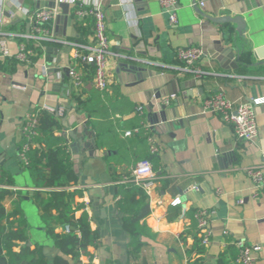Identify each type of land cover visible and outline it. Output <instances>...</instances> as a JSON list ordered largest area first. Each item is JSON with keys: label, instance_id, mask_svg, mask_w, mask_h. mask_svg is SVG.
<instances>
[{"label": "crops", "instance_id": "1", "mask_svg": "<svg viewBox=\"0 0 264 264\" xmlns=\"http://www.w3.org/2000/svg\"><path fill=\"white\" fill-rule=\"evenodd\" d=\"M81 1L92 4L96 0ZM98 1L106 18L108 68L120 94L136 105H144L147 123L156 122L151 129L165 171V187L155 185L151 195H147L150 212L143 222L153 237H141L139 256L130 264H187L181 239L186 237L187 245L192 243L191 220L186 212L199 207L212 210L211 240L205 246L204 264H216L219 252L234 240L260 245L255 254L256 264H264V187L255 195L245 172L249 166H260L264 171V101L255 107L259 132L252 144L238 140L232 126L218 115L201 109L204 97L221 90L235 103L264 99V58L256 52L264 48V0H177L176 25L169 23L158 0ZM56 2L0 0V42L4 40L6 48L3 50L0 45L1 62L17 53L21 43L18 34L30 30L27 12L54 6ZM68 17L61 9L50 24L54 40L37 44L41 52L33 64H21L13 73L0 68V173H6L13 181L0 184L9 190L0 203L11 213L0 219V226L8 222L17 225L24 220L28 240H13L11 249L19 251L24 244L38 248L42 254L38 262L47 264H52L55 256L66 257L71 264L75 262L65 256L47 231L52 228L65 233L63 225L55 220L56 209L43 210L31 175L18 157V149L26 114L37 106L56 107L65 105L64 102L68 103L62 118L64 128L76 127V135L83 140L93 138V133L83 128L87 119L82 120L76 100L69 94L66 73L68 43L89 42L92 27L79 35L75 21ZM207 17H224L228 21L217 24ZM215 28L228 32L221 45L213 39ZM190 45L203 49L199 66L205 73L199 79L183 70L176 58L178 47ZM118 67L134 70H120L117 75ZM150 71L172 75V87H182L166 105L171 117L166 123L158 122L161 111L159 100L149 92L154 82ZM90 86L89 80L84 82L77 93L81 99L88 95ZM68 106L73 109L67 111ZM73 143L71 139L77 187L82 189V195L75 199L82 204L85 199L90 201L92 225L98 232L95 246L90 249L91 264H127L129 235L121 227L115 183L103 157L90 156L86 147ZM175 197L181 199V204L171 205ZM182 209L184 216L179 215ZM175 210H179L178 215ZM80 259L85 262L88 257L81 254Z\"/></svg>", "mask_w": 264, "mask_h": 264}, {"label": "trees", "instance_id": "2", "mask_svg": "<svg viewBox=\"0 0 264 264\" xmlns=\"http://www.w3.org/2000/svg\"><path fill=\"white\" fill-rule=\"evenodd\" d=\"M75 29L79 35H84L87 28L92 27L90 18L75 20ZM36 54L41 52L40 46L28 43ZM37 56V55H36ZM32 57L31 64L36 61ZM15 55L0 61V68L9 73L16 71L21 65ZM84 80L88 81V75ZM88 95L81 99L78 94H73L76 100V109L87 114L86 125L93 133L96 146L102 151L112 153L103 156L107 172L115 183L114 197L119 211L122 212L120 219L122 229L129 235L126 244L128 261L139 256L138 247L143 244L142 236L153 237L150 229L143 219L150 212V203L144 190L135 182L131 175L132 169L143 160H150L152 168L156 170L155 185L165 187L162 175L165 173L157 154H151L148 137L152 129L144 126L146 118L143 113H135L136 103L128 97L121 95L116 84L113 83L107 90H97L90 86L87 88ZM35 119V134L31 137L34 145L27 152L28 162L25 165L29 171L35 186V195L41 199L44 211L55 208V220L61 225H68L69 232L58 233L52 228L47 231L54 238L57 247L70 256L75 264H91V248L95 246L98 232L92 225L88 213L84 211L82 202H78L75 196L82 195V189L77 187L78 174L74 168L73 153L69 150L66 138L63 136L64 121L54 113L43 107H35L32 111ZM139 128V133L125 135L124 129ZM12 184L13 181L6 173H0V184ZM69 186H73L69 189ZM9 192L0 186V200ZM44 196L41 198L42 194ZM81 209L79 214L76 210ZM188 209L190 217V230L192 243L187 245L186 237H182L187 255V264H204L205 246L201 243L193 212ZM175 215L179 210H175ZM0 203V219L9 216ZM15 225L8 222L0 226V264H47L40 261L42 254L40 249L31 248L24 244L19 251L11 249L13 240L26 242V226L22 222ZM239 241L229 242L217 257L216 264H241L237 261L240 247ZM81 254H86L88 259L83 262ZM52 264H71L68 258L55 256Z\"/></svg>", "mask_w": 264, "mask_h": 264}, {"label": "built area", "instance_id": "3", "mask_svg": "<svg viewBox=\"0 0 264 264\" xmlns=\"http://www.w3.org/2000/svg\"><path fill=\"white\" fill-rule=\"evenodd\" d=\"M66 2L69 5L68 14L73 21L90 18L92 21V33L89 42L71 41L68 43L70 47L69 62L66 67L67 77L69 79V94L72 96L77 94L84 85V78L88 75L89 83L97 90H107L115 82L114 74L108 68L107 57L109 51V39L106 29L105 12L98 0L92 4H88L81 0H57L54 6L43 7L31 12H27L20 6L21 10L27 12L30 23V30L25 33L18 34L21 38L16 58L22 64L30 65L32 57L36 56L35 50L28 46L31 43L35 46L46 41L54 40L53 31L50 24L61 11L59 3ZM162 10L168 14V21L171 25L177 24V0H158ZM67 43V42H66ZM0 45L3 50L5 41L2 40ZM203 56V49L198 45H190L186 47H178L176 49V58L182 63L183 70L190 73L194 78L199 79L204 75V70L199 66V60ZM171 96H174L171 95ZM170 97L164 99L165 104H169ZM264 99L254 101L252 103L241 101L235 103L228 98L224 91L214 92L201 101V109L204 113L218 115L224 122L230 124L233 128L235 136L238 140L248 144L255 142L258 136V124L256 119V105L263 102ZM46 110L54 113L57 117L63 118L66 112V106L59 104L56 107L44 105ZM135 113H143L144 105L139 104L135 107ZM153 124L144 122V126L152 128ZM36 119L31 112L27 113L22 122L21 137L22 142L18 149V157L21 162L26 165L28 162L27 152L34 145L31 137L35 134ZM67 128L62 130L63 136L67 143L71 146V138L67 135ZM125 135L139 133V128L124 129ZM149 150L151 154H157L159 147L151 133L148 137ZM71 151V148L69 147ZM246 175L251 179L254 187V194L264 187V171L260 166H249L245 169ZM131 175L135 182L144 190L146 195H151L155 186L156 171L152 168L150 160L146 159L137 163L132 169ZM73 186H69L72 189ZM197 190L196 186L192 187ZM181 199L175 197L171 200V205L181 204ZM88 213L89 219H92L91 203L88 199L84 200L83 208ZM184 209L180 212V216H184ZM212 210L207 208H196L193 212V218L198 230V236L201 238L202 245L206 246L211 240L210 218ZM64 232H69V226H63ZM264 244V242H263ZM240 247L237 261L241 264H256L255 254L260 249V245H250L242 241L237 242Z\"/></svg>", "mask_w": 264, "mask_h": 264}, {"label": "water", "instance_id": "4", "mask_svg": "<svg viewBox=\"0 0 264 264\" xmlns=\"http://www.w3.org/2000/svg\"><path fill=\"white\" fill-rule=\"evenodd\" d=\"M59 6L62 9V13L65 16H67L68 15V8H69L68 3L61 2V3H59ZM68 19L71 20L72 18L68 17ZM207 20L211 21L213 23L222 24V23H225L226 21H228V18H224V17L208 18L207 17ZM232 20L238 21L237 19H232ZM28 28H29V24L27 25V31L29 30ZM214 33H215V37L213 39L219 45H221V40L222 39H227L228 38V32L225 29L218 30V29L215 28V32ZM256 52H257V54H258V56L260 58H264V48L256 49ZM120 70L133 71L134 69L133 68H129L128 69V68H125V67H118V68L115 69V72H116L117 75L120 72ZM150 77H152L154 82H153V86H152L153 89H151L149 92H150V94H151V96L153 98H156L157 100H159V108H160V111H161L159 113L161 119L158 122L166 123L169 120H171V117H169L168 114H167L168 112L166 110V105H168V104L164 103V99L170 97L173 94L174 95L177 94L179 88L182 89V87H181V85H178L177 87L175 85L174 88L172 87V84H175V81L170 83L171 80H172V75L160 74V72H158V71H150ZM253 102L254 101H250V103L254 104ZM64 103H65V105L68 104L66 102H64ZM150 105H152V102H151ZM69 106L67 108V111L73 109L72 107H69ZM81 115L83 117L82 120L85 121L87 119V114L81 111ZM81 123H83V122H80L79 124H81ZM149 123L150 124H154L156 122L151 121ZM83 128L86 131L89 130V127L86 124L84 125ZM76 131H77L76 127L68 129L67 135L73 140V142H74L73 144L86 147L88 155L103 157L106 154L112 153L111 151H107L106 152V151L100 150L95 144L94 137L93 138H89L88 140H83V139L79 138L76 135Z\"/></svg>", "mask_w": 264, "mask_h": 264}]
</instances>
